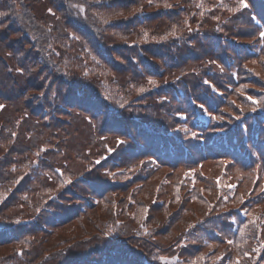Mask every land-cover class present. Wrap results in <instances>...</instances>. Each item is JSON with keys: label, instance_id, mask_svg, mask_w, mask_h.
Listing matches in <instances>:
<instances>
[{"label": "trees", "instance_id": "16d2710c", "mask_svg": "<svg viewBox=\"0 0 264 264\" xmlns=\"http://www.w3.org/2000/svg\"><path fill=\"white\" fill-rule=\"evenodd\" d=\"M0 13V264H264V0Z\"/></svg>", "mask_w": 264, "mask_h": 264}, {"label": "snow or ice", "instance_id": "6c2138e0", "mask_svg": "<svg viewBox=\"0 0 264 264\" xmlns=\"http://www.w3.org/2000/svg\"><path fill=\"white\" fill-rule=\"evenodd\" d=\"M241 2L243 3V0H241ZM0 15H3V13H0ZM261 35L264 36V33H261ZM0 107H2V106H0Z\"/></svg>", "mask_w": 264, "mask_h": 264}]
</instances>
